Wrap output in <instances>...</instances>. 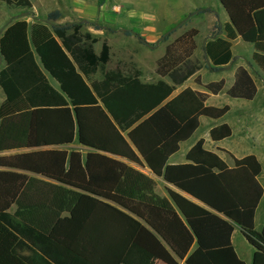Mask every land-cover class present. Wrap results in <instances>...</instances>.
Listing matches in <instances>:
<instances>
[{
	"label": "trees",
	"instance_id": "trees-1",
	"mask_svg": "<svg viewBox=\"0 0 264 264\" xmlns=\"http://www.w3.org/2000/svg\"><path fill=\"white\" fill-rule=\"evenodd\" d=\"M2 1L25 10L32 6L30 0ZM106 1L96 0L98 6ZM220 2L230 22L224 25L226 38L218 36V24L213 25L204 46L210 60L206 66L228 64L231 40L239 35L253 44L254 59L264 69V0ZM60 16L53 9L44 21L15 20L0 37L5 61L0 73L5 93L0 104V152L25 149L0 155V264H31L19 250L26 246L23 238L32 241L22 227L32 221L33 206L48 200L44 195L24 196L37 185L41 192L49 187L52 204L69 210L71 219L81 207L100 205L126 220L127 241L114 264L131 242L167 264H178L179 259L185 264H247L232 244L233 225L240 226L254 248L251 264H264V225L259 231L254 228L264 192L256 156L235 159L229 167L200 138L185 154V162L169 161L180 142L198 128L200 116L216 119L229 109L207 105V93L189 86L173 94L201 67L192 59L198 29L189 28L167 43L156 60L155 72L170 83L144 82L139 70L129 74L119 67L107 70V41L96 52L93 44L98 39L82 32L78 23L57 22ZM96 72L101 78L89 84L85 76ZM195 80L201 83L199 76ZM223 85L221 79L204 87L217 93ZM227 94L254 97L256 86L245 68L237 67ZM231 133L227 123L209 130L213 140ZM123 159L147 166L178 190L168 186V197L158 195L155 181Z\"/></svg>",
	"mask_w": 264,
	"mask_h": 264
},
{
	"label": "crops",
	"instance_id": "crops-1",
	"mask_svg": "<svg viewBox=\"0 0 264 264\" xmlns=\"http://www.w3.org/2000/svg\"><path fill=\"white\" fill-rule=\"evenodd\" d=\"M180 1L184 5V9L180 10V16L212 17V20L210 27L206 32H201L198 27H191L198 29V33L194 36L196 48L194 49L192 57L195 54L200 53L203 55L205 62L202 63L199 61V64L201 65L200 69L187 78L184 83L180 85L182 87L179 90L189 86L195 90L205 92L207 93L205 101L207 105L216 107L228 105L229 109L222 117L216 119L207 116H200L199 125L203 117L209 118L208 121H206L204 128L199 134H197L194 140L184 147L183 151H181V144L190 140L197 129L193 132L190 138L180 142L178 151L170 156L169 161L171 163L185 162V154L187 151L198 139L203 138L204 147L217 153L229 167L234 166L235 159L242 158L249 154L255 155L261 165V172L258 175V180L264 188V69L254 59V53L256 50L254 49L253 44L244 41L239 35H237L231 40L232 58L228 64L220 66L217 69H212L206 66L210 65V62L207 63L208 56L204 51L206 41L210 38L213 25L216 23L218 24L217 35L226 38L224 25L225 23L230 22L228 13L222 6L220 0ZM23 12H26V15L29 16L33 15L32 12L30 13L24 8L9 5L5 1L0 0V37L6 27L15 20L26 19L28 22H33L36 19L34 17H25V15L22 14ZM30 18H32V20ZM150 40L151 39L148 38L147 41ZM164 51L165 49L157 59L164 54ZM4 67L5 61L2 58L0 61V73ZM237 67L245 68L255 83L256 94L251 99L231 97L227 94V90L234 83ZM158 76L159 78L154 81L144 82H156L159 79H162L170 83V81L166 79V76ZM196 76L200 77L201 83L196 82ZM221 79L224 80V85L217 93L209 92L204 87V84L207 82L219 81ZM180 86H177L176 90ZM179 90L176 92L174 91L173 94L177 93ZM4 99L5 93L0 85V104ZM221 123H227L230 126L232 131L231 135L220 140L211 139L209 136V130L211 127ZM24 150L25 149L5 150L1 151L0 155L13 154ZM123 161L151 177L155 181L154 192L158 195L168 197L166 191V187L168 186L178 190L166 182L162 177L153 174L147 166L140 167L128 160L123 159ZM32 176L49 183L58 184V182L40 175L32 174ZM40 190L41 187L37 185L33 187L32 190L24 193V196L27 197L32 196L36 198L38 195H44L48 199L45 204L33 206L32 221L26 222L22 227L27 234L32 235V241L23 238L26 246L19 250V253L27 257L31 264H114L119 259L121 249L127 241L128 233L126 220L123 219L119 213L110 207L96 205L81 207L77 211V214H75V217L71 219V213L69 210H59V208L52 204V200L49 198L51 196L49 187H42L43 192ZM182 193L188 196L186 193ZM188 197L192 198L190 196ZM99 199L115 206L117 209L123 210L113 202L103 198ZM263 200L264 192L255 210L254 228L256 215ZM57 212L59 213L58 216ZM260 213L262 214L261 225L263 227L264 206L261 207ZM57 219L62 220L57 222ZM235 233L241 235L245 245L242 241L234 240ZM20 236L21 235H19V237ZM231 241L238 256L247 264H251L254 248L246 240L239 225H233ZM194 247L195 244L192 245L190 251L193 250ZM82 253H88L89 256H81L83 255ZM118 264L167 263L144 250L137 244L131 242L127 246ZM178 264H185L184 260L179 259Z\"/></svg>",
	"mask_w": 264,
	"mask_h": 264
},
{
	"label": "rangeland",
	"instance_id": "rangeland-1",
	"mask_svg": "<svg viewBox=\"0 0 264 264\" xmlns=\"http://www.w3.org/2000/svg\"><path fill=\"white\" fill-rule=\"evenodd\" d=\"M31 4V8L26 11L32 12L33 15L25 17L44 21L49 11L58 9L61 16L57 22L78 23L82 32H89L98 39L93 44L96 52H99L103 40L107 41L110 45L107 70L119 67L125 74L139 70L143 81H154L159 78L154 71L155 61L167 43L191 27H198L201 32L208 31L212 20V17L180 16V10L184 9L180 0H107L102 6H98L96 0H31ZM129 30L132 33H128ZM148 38L151 40L147 41ZM192 59L205 62L200 53L195 54ZM100 78V72L85 76L89 84ZM166 79L170 81L168 77ZM208 119L203 117L193 137L181 144V151L196 138ZM262 206L264 200L256 215V230L262 227L260 213ZM234 240L242 241L245 245L238 233H235Z\"/></svg>",
	"mask_w": 264,
	"mask_h": 264
},
{
	"label": "water",
	"instance_id": "water-1",
	"mask_svg": "<svg viewBox=\"0 0 264 264\" xmlns=\"http://www.w3.org/2000/svg\"><path fill=\"white\" fill-rule=\"evenodd\" d=\"M27 13L25 12L24 13V15H26ZM186 17H189V16H186ZM72 22H68V23H66L67 25H70ZM170 32V31H169ZM169 32L167 33V34H169ZM205 41V40H204ZM147 45L149 46V47H152V45L151 44H149V43H147ZM1 59H2V56L0 55V61H1ZM210 61H209V58L207 57V63H209ZM229 66V65H228ZM188 196H190V197H192L191 195H189V194H187ZM193 198V197H192Z\"/></svg>",
	"mask_w": 264,
	"mask_h": 264
}]
</instances>
